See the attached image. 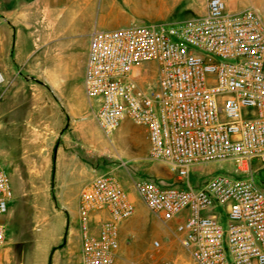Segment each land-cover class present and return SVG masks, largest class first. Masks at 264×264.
Masks as SVG:
<instances>
[{
    "label": "built area",
    "instance_id": "2783aa9c",
    "mask_svg": "<svg viewBox=\"0 0 264 264\" xmlns=\"http://www.w3.org/2000/svg\"><path fill=\"white\" fill-rule=\"evenodd\" d=\"M82 86L104 136L127 118L142 125L149 157L177 177L135 178L132 191L114 173L91 177L77 198L80 264H114L120 226L136 200L163 223L177 219L186 258L163 264H264V181L253 168L254 160L264 163V18L257 10L206 0L196 18L95 28ZM213 163L227 168L193 186L190 174ZM12 199L0 165V217ZM5 242L0 221V251Z\"/></svg>",
    "mask_w": 264,
    "mask_h": 264
},
{
    "label": "rangeland",
    "instance_id": "374dc122",
    "mask_svg": "<svg viewBox=\"0 0 264 264\" xmlns=\"http://www.w3.org/2000/svg\"><path fill=\"white\" fill-rule=\"evenodd\" d=\"M224 1L226 3L227 0ZM228 1L230 4L236 3L237 9L253 8L264 18V0ZM205 2L206 0H94L93 3L82 5L83 8L69 4L59 20V27L64 29L67 25L64 31L67 30L66 33L80 44L85 38L84 34L95 28L106 30L132 24L170 23L196 18L205 12ZM37 37V44L47 43L50 39L48 34L43 33ZM82 60L83 54L77 46L72 51H64L56 49L52 43L49 47H41L30 59L28 67L19 70L27 80L29 77H34L41 82L44 81L46 70L50 71L51 77L68 76L66 82L56 81L48 85L52 92L60 96L58 103L66 108V127L63 128L65 120L59 121L58 124V130H63L65 133V139L60 137L58 143L62 147V159L69 164H75L78 171L84 167V171L89 173V178L99 173H114L129 191H132V180L139 177H151L166 182L175 181L177 177L175 173H171L166 165L149 157V142L142 125L127 118L108 137L103 135L93 116L95 103L92 101L91 107V102L83 92ZM16 81H18L16 84L18 91L13 95L15 120L25 117L26 104L23 100L33 90L30 88L32 84L26 83L21 77ZM14 124L16 129L18 125L23 126L17 122ZM44 124L43 121L36 122L34 130L31 127L33 123L29 122L25 134L28 141L25 139L26 143L22 146H9L7 153L0 152V159L10 163L9 166L8 163L0 160V165L9 175L13 197L15 193L19 196L20 215L31 221H37L51 212L58 211L62 205L58 195L59 190L52 188L49 173L44 170L45 165H48L52 158L56 145L53 139L46 146L48 139ZM30 138L34 141H29ZM226 168V163L204 164L190 174L189 180L193 186L201 184L214 174L224 173ZM253 168L255 180L264 181V163L254 160ZM76 186L73 185L68 193L72 195L76 191ZM18 221L19 216L16 213L4 220L6 234L16 229ZM176 223L177 219L163 223L139 201L135 213L124 222L120 231L119 252L114 264H163L164 261L175 258L185 259L186 256L174 235ZM23 238L20 237L21 240ZM154 241H158L159 246H155ZM42 249L36 253L37 262L46 264L48 251ZM8 255L11 261L4 263L2 260L0 264L25 261L28 256L27 243L19 241L9 250Z\"/></svg>",
    "mask_w": 264,
    "mask_h": 264
},
{
    "label": "crops",
    "instance_id": "0c3cea01",
    "mask_svg": "<svg viewBox=\"0 0 264 264\" xmlns=\"http://www.w3.org/2000/svg\"><path fill=\"white\" fill-rule=\"evenodd\" d=\"M93 2L94 0H0V145H2L0 152L7 153L9 146L24 145L25 139L28 141L25 134L28 131L29 122L33 123L31 127L35 130L34 124L43 121L48 139L46 146L53 139L56 141L52 158L48 165H45L44 170L49 173L52 188L59 190V199L62 201L58 211L51 212L48 216L37 221H31L29 218L21 217V202L15 193L9 203L8 212L0 217V221L5 225L4 220L9 219L14 213L18 214L19 221L16 229L6 234V242L1 249L0 263L2 260L4 263L11 261L8 255L9 250L21 241L27 243L28 256H26L25 261L16 264H27V262L41 264L40 261L37 262L36 253L41 251L42 247L48 251L46 264H80L81 245L77 198L90 178L89 173L84 171V167L78 171L75 164H69L61 157L62 147L58 143L60 137L65 139V133L63 130H58V124L59 121L65 120L63 128L66 127V108L58 103L57 100H60V96H57L56 92H52L48 86L56 83V81L66 82L68 76L51 77L50 71L46 70L44 71V81L41 82L34 77H29L27 80L24 75L20 74L19 70L22 71L28 67L30 59L41 47H49L52 43L56 49L64 51H72L77 46L83 54L82 67L84 68L88 39L92 30H88L84 34L85 38L79 44L75 38L66 33L67 30L64 31L67 25L64 29L59 27V20L69 4L83 8L82 5ZM226 6L230 10H237L238 8L236 3L230 4L228 0ZM42 33L48 34L50 39L47 43L37 44V35ZM48 62H50L49 59ZM20 77L26 83L30 82L32 84L30 88L33 90L23 100V103L26 104L25 117L15 120L13 117L16 113L13 95L18 91L16 88L18 81L16 80ZM57 120L58 122H56ZM15 122L23 126L18 125L16 129L14 128ZM29 141H34V139L30 138ZM0 160L4 161L2 158ZM8 164L10 166V163ZM73 185H77V188L71 195L69 191ZM138 202L139 200H136V204ZM124 222L120 226V231ZM21 236L24 237L22 240L20 239Z\"/></svg>",
    "mask_w": 264,
    "mask_h": 264
}]
</instances>
